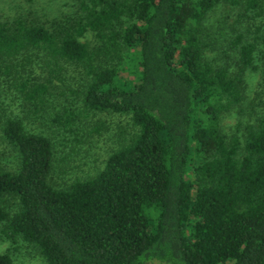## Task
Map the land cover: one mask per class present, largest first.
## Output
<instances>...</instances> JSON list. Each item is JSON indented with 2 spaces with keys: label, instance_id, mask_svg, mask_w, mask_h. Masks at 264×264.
Segmentation results:
<instances>
[{
  "label": "trees",
  "instance_id": "trees-1",
  "mask_svg": "<svg viewBox=\"0 0 264 264\" xmlns=\"http://www.w3.org/2000/svg\"><path fill=\"white\" fill-rule=\"evenodd\" d=\"M74 2L49 25L0 19V78L25 114L65 140L78 117L47 101L74 64L86 76L83 109L125 114L130 130L93 174L54 185L51 137L4 115L0 137L16 164L0 166L2 235L33 245L44 264H264V95L241 128L226 133L219 122L241 101L244 69H258L264 91L263 0ZM221 2L263 18L251 35L235 34L234 67L204 53L206 16Z\"/></svg>",
  "mask_w": 264,
  "mask_h": 264
},
{
  "label": "rangeland",
  "instance_id": "rangeland-1",
  "mask_svg": "<svg viewBox=\"0 0 264 264\" xmlns=\"http://www.w3.org/2000/svg\"><path fill=\"white\" fill-rule=\"evenodd\" d=\"M74 9V0H0V19L22 14L26 17L37 16L45 25H49L56 18L68 17ZM254 11L257 13V8H247L240 3L231 5L221 2L215 5L207 13L205 20L211 38L210 45L204 50L205 55L217 62L227 61L234 67L236 52L231 41L236 33L251 35L261 23L262 15L254 14ZM83 38L90 44L95 41L89 32H85L81 39ZM34 67L36 71H40L39 74L44 73L40 62H36ZM122 73L125 74V71ZM258 74V69L243 70L241 101L221 114L219 122L222 131L229 133L236 125L241 128L243 123L252 121L261 109L264 91L259 85ZM85 80L82 68L66 64L60 79H55L52 83L47 106L51 108L58 103L69 104L78 117L74 121V132L63 140L43 119L38 120L36 116L25 114L11 81L0 78V123L4 115L17 114L27 129L48 133L54 149L49 180L54 185H63L75 178L93 174L101 167L104 157L117 145L120 137L130 130L125 114L83 109L79 98ZM15 164L14 149L0 137V166L14 169ZM12 201L9 199L7 203ZM1 227L2 222L0 252L10 255V264H44L43 258L33 245L18 236H3Z\"/></svg>",
  "mask_w": 264,
  "mask_h": 264
}]
</instances>
